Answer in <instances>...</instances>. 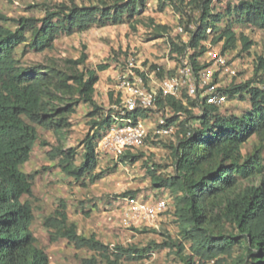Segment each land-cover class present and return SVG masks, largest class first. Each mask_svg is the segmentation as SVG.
<instances>
[{
	"label": "trees",
	"instance_id": "1",
	"mask_svg": "<svg viewBox=\"0 0 264 264\" xmlns=\"http://www.w3.org/2000/svg\"><path fill=\"white\" fill-rule=\"evenodd\" d=\"M147 2L115 0L112 5H78L70 0V4H42L45 15L40 19L14 18L0 12V264H49V257L37 246L33 233L34 211L24 201L32 194L34 176L21 169L30 161L39 140L38 128L60 132L70 126L68 119L78 104L91 107V134L83 141L81 156L76 149L64 150L62 146L48 153L66 177L87 187V182L95 184L105 173L98 171L101 157L97 141L113 123L114 114V110L106 111L94 99L100 73L107 71L108 65L78 71V66L88 59L84 53L78 60L68 61L75 68L70 72L55 64L25 65L17 56L18 49L24 46L34 53L51 51L62 35L135 19ZM160 2V11L171 7L181 15V24L190 37L187 43L170 39L171 55H176L177 60L188 56L196 72L204 67L198 59L208 51L204 42L210 36L211 43L221 45L223 53L237 49L241 43V52L249 54L253 42L238 35L234 24L264 32V0L227 1L222 12L216 11L213 0ZM227 17L232 19L220 27ZM152 25V40L164 38L170 30L154 21ZM159 69L158 76H165L163 68ZM254 77L224 90L231 99L249 96L251 110L242 116H223L217 107L190 101L189 105L201 112L194 116L192 109L174 97L157 99L161 110L171 108L180 114L168 121L169 125H179L176 142L169 147L174 172L160 174L159 167L148 163L145 168L152 186L167 189L173 196L170 211L179 225V241L169 238L162 243L152 241L145 247L105 244L95 235L79 234L76 224L69 221L65 201L47 219L51 239H65L77 250L92 252L94 255L83 259L82 264L143 261L159 249L173 251L180 264H264V56L256 59ZM256 82L259 87H253ZM65 95L75 97V101H66ZM183 114L192 118L180 122ZM140 115L145 116V112L138 110L132 117L136 120ZM252 137L259 139L260 146L244 155L242 149ZM143 156L127 152L120 163L133 164ZM256 179L261 181L259 185ZM135 194L125 192L114 203ZM236 249L239 255H235Z\"/></svg>",
	"mask_w": 264,
	"mask_h": 264
},
{
	"label": "rangeland",
	"instance_id": "2",
	"mask_svg": "<svg viewBox=\"0 0 264 264\" xmlns=\"http://www.w3.org/2000/svg\"><path fill=\"white\" fill-rule=\"evenodd\" d=\"M74 1L78 5H98L101 2L112 5L115 0ZM63 2L70 4V0H0V12L14 18L27 16L40 19L45 15L40 5L52 6ZM160 4V0H148L147 7L141 15L122 25L94 26L83 33H76L72 36L62 35L57 39L51 51L43 53H34L22 46L18 49L17 56L25 65L55 64L58 68L68 72L75 70L68 61L78 60L83 53L88 56V59L84 65L78 66V71L82 72L87 68L96 69L101 64L108 65L109 69L100 73L94 99L106 111L113 110L112 107L117 105L118 100L114 91V72L119 59L134 52L145 66L162 67L165 73L170 74L173 73L175 65L181 63L176 55H171L169 51L171 37L152 40V21L158 25L169 26L174 38L177 37L174 31L182 25L180 14L171 7L160 11ZM226 5L228 6L227 3ZM230 18L224 19L220 27L224 28ZM234 30L238 35H244L253 42L249 54L241 52V43L237 49L223 53L221 45L211 43L212 36H210L211 38L204 42L208 51L198 59V63L202 66L207 65L211 58L210 53L224 54L230 59V63L237 70V75L234 78H223L222 89L255 79L256 59L264 56V32L238 23L234 24ZM177 38L178 41L187 40L182 36ZM192 52L189 50L190 54ZM253 87H259V84L256 82ZM64 97L66 101H75V97L68 95ZM251 107L249 96L244 100L236 97L220 108L218 114L228 117L242 116L251 110ZM75 109L76 112L68 119L70 126L63 127L60 132L38 128L39 140L34 147L31 159L21 168L24 173L34 176L32 194L25 196L24 201L31 204L34 215H36L33 233L37 246L49 257V264H82L83 259L94 255L86 249L77 250L65 239L58 241L51 239L50 229L46 226V222L58 209L61 201L66 202L69 221L76 224L79 234L86 237L95 235L105 244L145 247L152 241L162 243L169 238L179 241V225L173 212L169 211L154 222H148L131 215L127 217L128 206L123 203V198L119 200L122 204L114 203L121 194L132 191L143 203L152 204L160 198L167 197L170 205H173V196L169 190L152 186L145 163L159 167L160 174L163 172L169 174L173 170L169 147L174 142L172 140L158 141L151 135L144 148L135 154L144 156L133 164L117 162L111 154L101 151L102 158L98 171L105 173L100 181L95 184L87 182L88 186L84 187L66 177L60 168H57V161H51L48 156L51 149L56 146H62L64 150L76 149L81 156L84 150L83 141L89 133L91 134V118L89 117L91 107L80 103ZM192 111L194 116L201 113L199 108H193ZM157 113L165 112L161 110L155 112ZM155 116L152 118L154 119ZM144 117L140 115V118ZM186 118L191 119L192 117L183 114L180 122ZM44 142L47 145H43ZM259 143L257 137H252L243 147L242 153L244 155L252 153L256 146H260ZM97 152L100 150L97 149ZM80 161L81 157L78 158L77 163L79 164ZM260 182L256 179L255 183L259 185ZM248 184L249 182H246L244 185ZM239 254V249H236L235 255ZM122 264H180V261L173 251L159 249L155 250L148 259L125 261Z\"/></svg>",
	"mask_w": 264,
	"mask_h": 264
},
{
	"label": "built area",
	"instance_id": "3",
	"mask_svg": "<svg viewBox=\"0 0 264 264\" xmlns=\"http://www.w3.org/2000/svg\"><path fill=\"white\" fill-rule=\"evenodd\" d=\"M226 3L227 0H213V6L219 12L224 11ZM174 32L177 37H186L187 40H181L182 42L189 41L190 37L183 25H179ZM165 37H171L178 42V38H174L170 30ZM169 51L171 52L170 41ZM210 55L207 65L197 72L187 56L181 58L179 65H175L172 74L165 73L163 77L158 76L160 71L158 66L157 68L145 66L134 52L119 59L114 72V91L119 103L112 107L113 123L97 141L99 154L101 151L107 152L119 162L125 153L136 154L144 148L151 135L158 141L176 142L179 125L178 123L169 125L168 121L180 114H176L171 108L162 110L165 113L155 114L156 111H161L157 106L159 96L174 97L177 101H182L188 109H193L188 106L190 101H198L201 106L211 105L218 109L231 102L233 99L224 92L227 88L222 89L221 84L225 77L234 78L237 70L226 55L217 53ZM138 110L144 111L145 117H137L135 120L132 114ZM154 116L155 120L152 118ZM152 119L154 125L153 128H149L147 121ZM173 172L174 170L169 174ZM162 174L168 175L164 172ZM122 201L128 206L127 217L131 215L148 222H154L172 208L167 197L160 198L152 204L143 203L137 197H128ZM117 204L122 203L118 201Z\"/></svg>",
	"mask_w": 264,
	"mask_h": 264
},
{
	"label": "crops",
	"instance_id": "4",
	"mask_svg": "<svg viewBox=\"0 0 264 264\" xmlns=\"http://www.w3.org/2000/svg\"><path fill=\"white\" fill-rule=\"evenodd\" d=\"M153 121L152 120L147 121V125H148L149 128H153V125H154V122ZM116 204H117V202H116ZM35 218H36V215H35Z\"/></svg>",
	"mask_w": 264,
	"mask_h": 264
}]
</instances>
